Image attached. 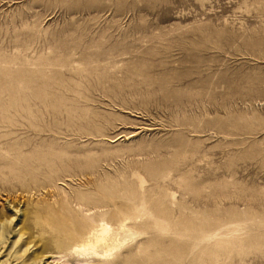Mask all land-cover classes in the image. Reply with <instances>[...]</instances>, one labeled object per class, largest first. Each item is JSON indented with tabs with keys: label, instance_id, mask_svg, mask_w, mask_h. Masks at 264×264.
I'll list each match as a JSON object with an SVG mask.
<instances>
[{
	"label": "rangeland",
	"instance_id": "1",
	"mask_svg": "<svg viewBox=\"0 0 264 264\" xmlns=\"http://www.w3.org/2000/svg\"><path fill=\"white\" fill-rule=\"evenodd\" d=\"M0 224V264L103 224L89 264H264V0H0Z\"/></svg>",
	"mask_w": 264,
	"mask_h": 264
},
{
	"label": "bare ground",
	"instance_id": "2",
	"mask_svg": "<svg viewBox=\"0 0 264 264\" xmlns=\"http://www.w3.org/2000/svg\"><path fill=\"white\" fill-rule=\"evenodd\" d=\"M103 225L104 227L102 228L100 232H98V230H96L94 227H91L87 231L80 233L78 237H75L74 241L66 242L65 238H61L59 240V243L61 244V246H64L63 248L65 249L66 252L63 251V252L56 253L53 251L54 253H48L47 255L48 258L52 259L50 262H53L54 264H89L88 258L84 259L83 258L84 256L93 255L95 257H104L106 256L107 253L115 250L128 237H133L136 235V233L130 230L131 232L128 233V235L124 238L119 237L115 239L113 238L114 240H112V237L110 236L111 238L109 239L112 241L108 242L109 239L107 240V236L111 234L109 233L110 228H108L105 224ZM60 231H61L60 233L64 232L63 233L64 235H67L68 233L66 232V229H63ZM72 237L73 236H71V238ZM101 242L105 244L104 249L99 248V244ZM73 254L77 255L79 258L78 259L72 258ZM81 256H82V259H81Z\"/></svg>",
	"mask_w": 264,
	"mask_h": 264
}]
</instances>
